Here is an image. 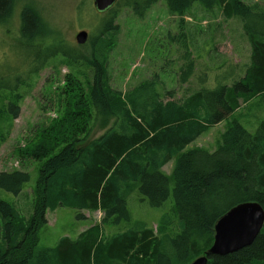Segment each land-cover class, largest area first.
<instances>
[{"label": "trees", "instance_id": "1", "mask_svg": "<svg viewBox=\"0 0 264 264\" xmlns=\"http://www.w3.org/2000/svg\"><path fill=\"white\" fill-rule=\"evenodd\" d=\"M158 2L165 3L171 16L184 15L199 4L220 8L226 19H240L251 48L244 75L239 76L232 65L225 70L219 66L221 73L212 83L204 71L200 90L178 102H164L158 93L143 89L140 97L127 98V107L107 84L102 64L95 62L89 97L93 126L100 134L91 141H87L91 132L83 138L74 136L41 166L28 219H21L13 205L0 200V264H91L97 258L93 254L99 239L93 229L75 241L61 238L53 252H37L46 211L58 207L100 211L102 223L118 224L129 219L124 189L130 185L150 207L159 208L169 198L172 181L182 230L169 241L172 258L160 252L159 240L150 229L113 237L105 247L106 257L120 264H174V259L187 263L210 248L214 226L230 208L254 202L264 210V121L254 133L234 121L214 152L187 150L209 127L233 114L240 101L257 97L264 106V9L240 0H130L128 5L143 18ZM12 9L13 0H0V23L10 18ZM19 17L23 47L45 35V26L31 7H23ZM43 59L37 52L34 63ZM195 70V62L187 60L179 68V80L187 82ZM7 113L17 118L19 109L10 104ZM173 160L169 178L162 168ZM29 180L27 172H0V189L17 197ZM203 236L209 240L200 246ZM208 264H264V226L251 245L230 255L210 256Z\"/></svg>", "mask_w": 264, "mask_h": 264}, {"label": "rangeland", "instance_id": "2", "mask_svg": "<svg viewBox=\"0 0 264 264\" xmlns=\"http://www.w3.org/2000/svg\"><path fill=\"white\" fill-rule=\"evenodd\" d=\"M128 1L119 0L110 12L99 13L93 0H13L10 18L0 23V172L30 175L19 196L0 189V200L13 205L21 219H28L32 212L41 166L74 136L83 138L91 132L87 138L91 141L100 134L93 126L89 97L95 62L102 64L107 84L127 107V98L140 97L143 89L158 93L164 102H178L200 90L204 71L212 83L221 73L219 66L225 70L232 65L239 76L246 71L251 48L240 19H226L220 8L205 9L199 4L184 15L171 16L164 2L140 18ZM240 1L264 9V0ZM26 6L39 15L45 35L23 47L19 15ZM105 27L109 31H104ZM80 31L88 33L82 45L75 40ZM39 44L41 48H35ZM37 52H42L44 59L34 63ZM187 60L195 62L196 70L187 82H181L178 71ZM10 104L19 109L17 118L7 113ZM234 121L254 133L264 121V106L257 97L240 101L233 114L209 127L187 150L214 152ZM174 162L162 168L169 178ZM172 190L170 181L169 198L161 207L152 208L135 186H126L129 219L118 224L102 223L100 211L69 207L47 210V224L38 232L36 250L53 252L61 238L75 241L93 229L99 239L93 254L97 258L91 264H120L107 259L108 242L131 230L150 229L159 240L160 252L172 258L169 241L182 230ZM2 226L0 220V247ZM210 238L211 246L213 235ZM208 240L209 236H203L198 243L202 246ZM197 258L187 263L174 259L173 263L190 264Z\"/></svg>", "mask_w": 264, "mask_h": 264}, {"label": "water", "instance_id": "3", "mask_svg": "<svg viewBox=\"0 0 264 264\" xmlns=\"http://www.w3.org/2000/svg\"><path fill=\"white\" fill-rule=\"evenodd\" d=\"M117 0H93V6L99 13L111 9ZM88 34L80 31L75 40L78 44L86 43ZM264 226V210L254 202H245L230 208L214 226L213 243L190 264H208L210 256L233 254L252 244Z\"/></svg>", "mask_w": 264, "mask_h": 264}]
</instances>
